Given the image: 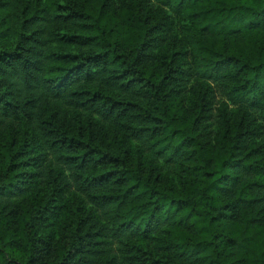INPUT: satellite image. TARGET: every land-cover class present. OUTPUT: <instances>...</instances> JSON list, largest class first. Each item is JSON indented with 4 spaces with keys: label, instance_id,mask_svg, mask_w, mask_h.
I'll return each mask as SVG.
<instances>
[{
    "label": "trees",
    "instance_id": "1",
    "mask_svg": "<svg viewBox=\"0 0 264 264\" xmlns=\"http://www.w3.org/2000/svg\"><path fill=\"white\" fill-rule=\"evenodd\" d=\"M0 264H264V0H0Z\"/></svg>",
    "mask_w": 264,
    "mask_h": 264
}]
</instances>
